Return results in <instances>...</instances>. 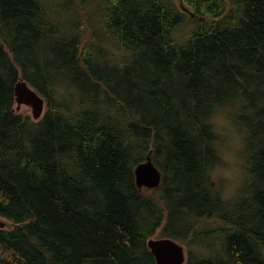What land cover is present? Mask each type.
<instances>
[{
  "label": "trees",
  "instance_id": "1",
  "mask_svg": "<svg viewBox=\"0 0 264 264\" xmlns=\"http://www.w3.org/2000/svg\"><path fill=\"white\" fill-rule=\"evenodd\" d=\"M226 98L247 130L230 202L196 127ZM0 218V264H155L157 234L185 264H264V0H0Z\"/></svg>",
  "mask_w": 264,
  "mask_h": 264
},
{
  "label": "clouds",
  "instance_id": "2",
  "mask_svg": "<svg viewBox=\"0 0 264 264\" xmlns=\"http://www.w3.org/2000/svg\"><path fill=\"white\" fill-rule=\"evenodd\" d=\"M239 102L233 98L212 100L197 124V134L206 130L202 150L211 152L206 160V175L219 181V195L224 202L234 201L240 195L244 182V153L247 130L239 122Z\"/></svg>",
  "mask_w": 264,
  "mask_h": 264
},
{
  "label": "water",
  "instance_id": "3",
  "mask_svg": "<svg viewBox=\"0 0 264 264\" xmlns=\"http://www.w3.org/2000/svg\"><path fill=\"white\" fill-rule=\"evenodd\" d=\"M14 103L19 110L21 105L31 109L32 120H38L44 110V99L31 89L28 84L19 79L14 86ZM134 182L137 189L145 187L148 190H156L161 183L162 174L151 160L150 153L144 162L139 163L133 169ZM6 221L0 218V229L5 228ZM147 249L154 258L155 264H185L186 250L178 242L170 238L149 239Z\"/></svg>",
  "mask_w": 264,
  "mask_h": 264
},
{
  "label": "rangeland",
  "instance_id": "4",
  "mask_svg": "<svg viewBox=\"0 0 264 264\" xmlns=\"http://www.w3.org/2000/svg\"><path fill=\"white\" fill-rule=\"evenodd\" d=\"M16 107H17V105H14V110H15L16 113L27 114V115H29L31 117V109L28 106L21 105L20 108H19V110H17ZM209 181H210V184H211L212 189L214 190L215 194H218L219 195V192H218V189H219V181L216 178L212 177V176H210ZM142 190L152 191V190L146 189L145 187H143L141 189V191ZM3 221H5V220H3ZM6 225H7L6 227H9L10 224L8 223V221H6ZM158 238H161V237L157 234V235L153 236L151 239H158ZM179 244L182 245L185 248V246L183 244H181V243H179ZM185 250H186V248H185Z\"/></svg>",
  "mask_w": 264,
  "mask_h": 264
}]
</instances>
